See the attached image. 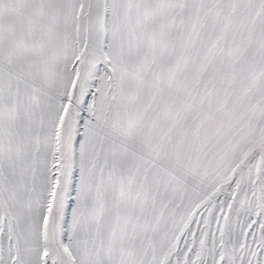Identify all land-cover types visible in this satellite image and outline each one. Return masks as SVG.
Masks as SVG:
<instances>
[{"label": "snow or ice", "instance_id": "1", "mask_svg": "<svg viewBox=\"0 0 264 264\" xmlns=\"http://www.w3.org/2000/svg\"><path fill=\"white\" fill-rule=\"evenodd\" d=\"M0 264H264V0H0Z\"/></svg>", "mask_w": 264, "mask_h": 264}]
</instances>
